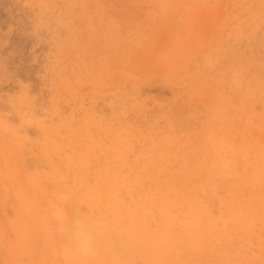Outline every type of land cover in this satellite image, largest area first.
Here are the masks:
<instances>
[{
    "label": "rangeland",
    "instance_id": "rangeland-1",
    "mask_svg": "<svg viewBox=\"0 0 264 264\" xmlns=\"http://www.w3.org/2000/svg\"><path fill=\"white\" fill-rule=\"evenodd\" d=\"M0 264H264V0H0Z\"/></svg>",
    "mask_w": 264,
    "mask_h": 264
}]
</instances>
